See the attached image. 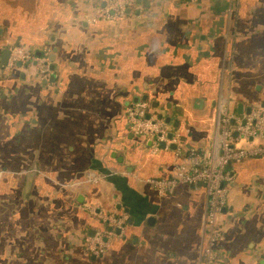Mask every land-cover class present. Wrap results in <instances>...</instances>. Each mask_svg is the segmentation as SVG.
<instances>
[{
	"label": "crops",
	"instance_id": "obj_1",
	"mask_svg": "<svg viewBox=\"0 0 264 264\" xmlns=\"http://www.w3.org/2000/svg\"><path fill=\"white\" fill-rule=\"evenodd\" d=\"M102 3L0 0V264H203L204 188L158 195L146 179L210 144L219 105L264 107V0H136L88 22ZM16 44L47 53L46 79L7 67ZM137 100L178 144L130 130ZM231 168L217 264H264V157ZM89 205L126 216L99 256L85 240L109 227Z\"/></svg>",
	"mask_w": 264,
	"mask_h": 264
},
{
	"label": "built area",
	"instance_id": "obj_2",
	"mask_svg": "<svg viewBox=\"0 0 264 264\" xmlns=\"http://www.w3.org/2000/svg\"><path fill=\"white\" fill-rule=\"evenodd\" d=\"M135 1L103 0L102 4L94 7L87 21L95 23L99 20L121 19L125 16L126 9L134 5ZM17 62L34 63L37 73L44 79L51 71L46 52L35 56L32 50L22 44L9 47L7 67ZM218 113L217 128L207 147L187 151L178 147L175 151L174 172L168 177L146 179L158 195H165L180 183L204 188L206 204L201 246L203 264H217L220 261L215 246L224 238L219 216L227 205V188L233 183L232 164L248 157H264V107L257 105L237 114L227 106L219 105ZM126 118L130 130L135 135L150 140L154 149L160 143H164V146L178 144L169 125L150 112L146 100L130 103L126 108ZM86 208L109 227L96 230L85 240L87 252L99 256L108 249L111 237L120 235L126 216L113 212L103 213L92 205Z\"/></svg>",
	"mask_w": 264,
	"mask_h": 264
},
{
	"label": "water",
	"instance_id": "obj_3",
	"mask_svg": "<svg viewBox=\"0 0 264 264\" xmlns=\"http://www.w3.org/2000/svg\"><path fill=\"white\" fill-rule=\"evenodd\" d=\"M126 12H129V8L126 9ZM53 56L51 55L50 56V60L53 61ZM4 61H5V58H4ZM50 69L52 70L53 69V65H50ZM170 135V134H169ZM160 146L163 147L164 146V143H160ZM171 147H173V144L171 145Z\"/></svg>",
	"mask_w": 264,
	"mask_h": 264
}]
</instances>
